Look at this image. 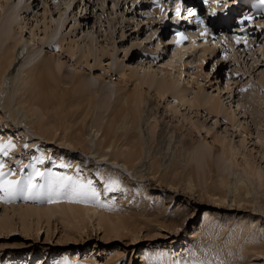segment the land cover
<instances>
[{"label":"rangeland","instance_id":"obj_1","mask_svg":"<svg viewBox=\"0 0 264 264\" xmlns=\"http://www.w3.org/2000/svg\"><path fill=\"white\" fill-rule=\"evenodd\" d=\"M11 5L17 10L22 8L18 10L20 24L12 25V29H17L18 36L27 41L21 42L26 49L15 57L11 68L14 63L19 67L32 51L39 56L30 57L32 60L23 62L22 67L43 56L59 59L62 76L74 73L75 77H83L93 97L92 107L82 106L81 114L70 125L72 131L81 128L87 154L78 148L73 151L61 142H44L34 134L32 124L25 123L34 121V117H28L29 114L25 117L22 108L14 112L19 108L16 101L4 105L0 99V141L4 143L0 147V220L6 216L16 228L10 233L0 232V264H159L156 260L164 256L169 257L167 264H188L192 259L201 264H264V190L255 175L246 174L248 165L264 173V21L258 23L261 33L253 32L237 40L228 33L205 52L199 49L172 59L171 52L177 47L171 49L164 42L168 36L163 30L156 37L161 26L158 20L137 17L131 0H8L4 12ZM4 12L0 9L1 14ZM20 25L24 26L19 30ZM43 25L55 31L51 40L44 38ZM60 36H64L65 46L68 41L77 40L74 47L78 44L79 48L83 42L91 41L88 63L84 59L75 62L78 52L69 57L54 46ZM99 47L109 53L101 56V63L95 59ZM129 69H134L138 76L154 71L156 77L168 71L178 77L188 97L200 86V93L219 96L226 113L235 120L223 114L216 116L205 107L182 106L168 93L160 97L152 87L139 86L135 77L123 80L120 73H128ZM13 70L7 75L6 89L17 83ZM134 90L145 95L135 127L143 145L142 159L129 172L118 168L123 170L124 187L133 191L129 192L112 189L99 178L112 164L93 155L98 142L104 140V123L116 104V96L125 100L126 92ZM19 94L17 90L16 96ZM87 109L89 113L83 119ZM119 125L113 126L117 133L121 132ZM202 146L207 155L195 157L193 151ZM222 147H227L223 153ZM40 148L48 154H44L47 162L41 167L37 165L41 162ZM109 150L104 152L109 154ZM55 157L65 163L69 161L68 166L80 161L75 169L81 179L85 167L93 169L88 174L95 183L91 203L95 208L89 212L93 218L85 222L87 227L81 235L73 230L76 221L68 219V210L55 215L49 226L43 222L37 233L32 230L29 235L23 234L19 228L20 207L63 206L67 202L61 190L48 196L49 188L40 201L32 198L35 186L42 187L44 172L58 174L57 167L49 163ZM176 157L178 166L172 170L177 176L175 181L160 184L148 180L154 171L151 167L154 158L159 159L157 174H161L170 170L168 164ZM80 158L92 165L84 166ZM183 173L189 175L181 179ZM141 175L143 179L139 178ZM168 176L171 177L170 172ZM20 178L29 181L23 189L29 191L25 195L22 192L16 195L5 184ZM68 178L71 190L75 189L77 180L72 179V174ZM238 178L246 180L248 191L241 188L238 193L234 189ZM138 185L142 187L141 193L137 191ZM238 196H243L240 204L232 199ZM222 199L225 202H219ZM73 201L77 200L71 197L70 202ZM206 213L211 233L201 236L199 227L204 225ZM100 215L107 223L106 232L98 226Z\"/></svg>","mask_w":264,"mask_h":264},{"label":"bare ground","instance_id":"obj_2","mask_svg":"<svg viewBox=\"0 0 264 264\" xmlns=\"http://www.w3.org/2000/svg\"><path fill=\"white\" fill-rule=\"evenodd\" d=\"M132 1L135 2L136 0H132ZM232 1L233 0H228L226 2H232ZM125 3L126 2H124V5ZM7 5H8V0H0V9H2L3 12L6 10L5 7ZM66 6H68L67 3ZM138 6H135L134 9H136ZM205 6H206V11L208 9L215 10L218 7L215 4V2H211L210 4L205 3ZM199 7L201 8L202 6ZM15 8L16 7L13 8L12 6V8L9 9L7 8V11L4 12L3 14L0 13V99H2L4 105L16 101L19 108L15 109L14 112L22 108L25 117H27V114H29L28 117H32V118L34 117L35 118L34 121H31L30 119L25 123L32 124L35 131L34 134L42 138L44 142L47 143L61 142V144H65L66 147L67 146L68 148L70 147L73 151L77 150L78 148L82 153L87 154L88 153V147L86 143L87 141L86 138H84L81 128H77L76 130L72 131L70 130V125L71 124L73 125L75 123L77 116L81 114L83 110L82 106H84L85 108L87 106L90 108L92 107L91 98L93 97L92 96L93 91H91L86 86L83 77L82 78L78 77L79 75L75 77L73 73V76L69 75V77H63L61 74V66L63 67V65H61L62 63L59 61V59L43 56L37 59V61L33 60L30 65L26 67H22L23 62L24 63L29 62L30 60H32L31 58L33 57L37 58V56H39V55L34 56L36 54L33 53V51L32 53L29 51L31 54L27 53L26 57L23 58L24 61L20 64L19 67H17L18 65L14 63L16 67L14 66L11 68L15 57H17V55L20 56L24 52V50L26 49V46L24 44L27 43V41H23V39H21L20 37L21 35L18 36V33L16 31L17 29L16 30L12 29V25L20 24L18 22V15H19L18 13H20L19 11H21L22 8H20V10L18 9L19 11L17 10V8L15 10ZM140 13L144 14V11ZM149 14H151V16H153V18H156V20L158 21L163 15V13L161 14V12L159 11V8L152 9ZM178 17H181V15ZM178 17H174V18L177 19ZM146 18L147 17H144L142 18V20ZM149 18L152 17H150L149 15ZM135 19L137 20V18ZM122 22H124L125 24V21ZM255 23L257 25L258 23H260L261 25V22L256 21ZM23 26L24 25H20L19 30L22 29ZM43 27L44 28L42 29V32L44 33V38L46 37V40H51L53 38V35H55V31L49 30L48 26L43 25ZM191 35L196 36L195 33H192ZM224 36L226 35L222 34L221 36H217L215 42L210 41L209 43H206L205 41L204 43H200V44L195 42L191 45H186V46L182 43H173L171 45L172 48H176V47L177 48L173 49V51L171 52V58L172 57H173L172 59L176 57L180 58L181 55L190 54L199 49L205 52V50H209L211 48L210 47L211 44L212 46L214 44H218V42L220 41L218 40L219 37L224 38ZM197 38H201L202 40L204 39L203 37H199L198 35ZM232 38L237 40V38H241V37L233 36ZM242 38H246V37H242ZM42 39L43 38H41V40ZM55 40H54L55 42H53L54 46H58L61 50H63V52L67 53L69 57L75 56L76 52H78L75 58V62H81V60L84 59L85 63H88L87 59L90 55H92L91 41L87 42L86 44H84L83 42V44H81L78 48L77 47L78 44H76V47H74V44L77 43V40L75 39H74L75 41L73 42L68 41L67 44L65 43L66 46L63 44L65 41L64 36H60ZM205 40L207 41L208 38H206ZM7 41H9L8 44H6ZM21 42H23L24 44L23 43L21 44ZM105 46H103L104 49H106ZM101 48L98 50V56L97 55L95 56V59L99 60L100 63L102 61L100 59L101 56H103L105 53H108L107 51L104 53V50ZM201 58L203 61V57ZM168 61L171 60L168 59ZM108 69H110V65H108ZM12 70L17 77V83L13 88L6 89L7 86H5V84L7 82V75H9L10 71ZM104 71L106 72L107 70L104 69ZM162 72L163 73L161 74L160 77H156L157 74L154 71L146 72L138 76L135 73L134 69H129L128 73L121 72L120 77H122L123 80L124 78H127L128 80L129 78L135 77L139 81L138 84L139 86L146 85L149 88L152 87L151 89H155L157 95L160 97L168 93L170 97H172L173 101H178L182 106L186 105L188 107H194V108L205 107V110H207L210 113H213L216 116L223 114L225 118L229 120H235L233 115H229L228 113H226V110L225 108H223L219 96H209L200 93L199 92L200 86H199L194 92H192L191 97H188L187 89L183 88L184 86L183 84L180 85V82L178 81V79H176L178 77L175 78L174 76L169 74L168 71H162ZM119 88L121 89V87ZM17 90H20V94L16 96ZM116 97H117V99L115 98L116 104L113 106V108L110 110L107 116L108 121H105L104 123L105 124V126L103 127L104 140L98 142V149L95 151L93 156L98 160H109L110 164H112L111 167L106 168V170L105 171L103 170L104 172L99 175V178L102 179L105 184H108V186L112 189L121 188L124 191L126 190L131 192L132 190L126 189L124 187L125 185H123L121 175L123 170L129 172V169L136 167L137 162L141 161L142 159L143 145L141 138L139 137L138 133H136L135 127L138 124L140 117L139 105H141L140 102L143 103V100L145 99V95H143V93L139 92L138 90L137 91L134 90L132 92H126V95L123 96L125 97V100H123L121 96H116ZM89 110L90 109H87V111H85L86 114L83 113L84 115V116L82 115L83 119L87 117V112L89 113ZM153 113H154L153 108H150V114ZM13 115L15 116V113H13ZM82 123H84V121ZM118 123L120 124L119 129L121 130V132L117 133L115 131L116 128L114 130L113 126H116V124ZM241 142H244V139ZM2 145H4V143L0 141V147H2ZM204 148L202 146L199 149H195L193 151L195 157L197 156L199 158L206 156L207 152L206 150H203ZM222 149H223L222 150L223 153L224 151H226L227 147H222ZM105 150H109V154L105 153L104 152ZM44 151H45L44 149L40 148L38 151V155L41 156V158L36 156L41 161L40 163H37V165L40 167L45 166L44 163L47 162V158L44 156L45 154ZM231 153L234 155V151H231ZM106 155H108L107 158ZM80 160L81 162H84V166L92 165V163H90L85 158H80ZM78 162L75 161L72 165L70 164V166H68L69 161L65 163V161L59 157H55V159L49 162L53 166L55 165L57 167L55 170H58V174H55V172L53 171H49L47 173L44 172V174L42 175V180H43L42 187H40L39 189L35 186L36 191L32 196V198H36V200L40 201L41 197L45 195L44 194L45 190L49 188L48 196L52 197V195L55 194L57 190H61L64 196H66L65 200L67 202L65 201L66 204L63 205L64 207L62 205H57V204L56 205L52 204L49 205L48 207L40 204L20 207L19 228L23 234L29 235L32 230H35V233H37L40 230L41 224L43 222H45L49 226L50 221L55 215L65 214L67 210L68 212L66 213V215L68 216V219H71L72 222L76 221V223L72 225L73 230L78 235H81L82 232H85L84 229L87 227L86 225L87 223L85 222L93 218V215L90 216L89 212L91 209L93 210V208H95V206L91 204L93 198L92 191L95 187V183H93L92 179L88 177V174L93 172V169H91V167H85L86 170L82 175L83 177L81 179L80 174H78L77 169H75L79 166ZM177 162H178L177 157L172 158L170 163L168 164L170 170L162 171L161 174H157V169L159 170L160 163H159V159L154 158L151 164V167L154 171L151 173V176L149 177L148 180L150 181L155 180L160 184L172 183L173 181H175V178L177 177L176 175L172 174L173 172L172 170H174V168L178 166ZM206 162H208V159L206 160ZM119 166L123 167V170L118 169ZM247 169L249 172H247L246 174L251 173V175H255L258 178L260 186L263 187L262 189L264 190V173H262V171L256 170L251 165H248ZM68 172L72 174V179L74 181L77 180L76 182H78L77 187L73 190H71L72 184L70 182V179L68 178V176L70 175L68 174ZM168 172H170L171 177L168 176ZM188 173H183L181 179H184V177L186 178L189 175ZM142 177L143 175L139 176L140 179H143ZM190 180L188 179L189 182ZM141 181L142 180H140V182ZM8 182H12V183L9 184ZM26 182L29 181L20 178V179L5 181V184L9 185V188H12L11 191H13V193H15L16 195L20 192H22V194L25 195L26 193L29 192V191L25 192V190H23L25 188L24 186L27 185ZM237 182H238L237 185L233 186L234 189L237 190V192L241 188H244L246 189L245 191H248L246 180H243L242 178H238ZM188 188L191 187L188 186ZM141 190H142L141 185H138L137 191L141 193ZM71 197L76 198L78 202L77 201L70 202ZM242 197L238 196L236 198L233 197L232 199L233 201L237 200V202H239L240 204L241 201L239 200H241L240 198ZM225 200L226 199H222V201L219 202H225ZM82 206L85 207L83 208ZM207 217L210 218L209 215L206 213L202 220L204 221L203 222L204 225L199 227V229H201L199 235L201 236H204L205 233H211L209 232L210 228L209 226H207L208 224L206 223ZM82 220H84V222ZM97 222L99 228H103V231L106 232L107 230L104 227L106 226L107 223H105L104 221V216L100 215L99 218H97ZM14 226L15 225H13V222L9 220V218H6V216H4L0 220V232L10 233L16 230ZM205 226H207V228H205ZM168 258L169 257L166 256L159 257L156 260V262H158L159 264H167ZM182 264H186V263H182ZM188 264H201V263H199L198 260L192 259Z\"/></svg>","mask_w":264,"mask_h":264},{"label":"snow or ice","instance_id":"obj_3","mask_svg":"<svg viewBox=\"0 0 264 264\" xmlns=\"http://www.w3.org/2000/svg\"><path fill=\"white\" fill-rule=\"evenodd\" d=\"M213 14H214V10H213ZM177 35H181L180 33H178ZM9 184H11L12 182H8Z\"/></svg>","mask_w":264,"mask_h":264}]
</instances>
